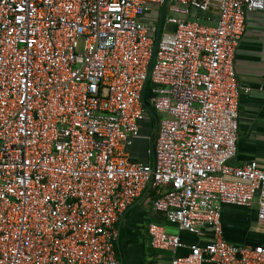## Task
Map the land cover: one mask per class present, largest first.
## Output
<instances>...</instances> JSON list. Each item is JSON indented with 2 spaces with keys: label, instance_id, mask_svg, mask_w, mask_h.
<instances>
[{
  "label": "built area",
  "instance_id": "1",
  "mask_svg": "<svg viewBox=\"0 0 264 264\" xmlns=\"http://www.w3.org/2000/svg\"><path fill=\"white\" fill-rule=\"evenodd\" d=\"M155 6L168 15L152 60ZM210 10L214 25L193 13ZM251 12L264 0H0V264H118L115 225L147 189L181 231L212 232L188 245L150 223L167 264H264V245L228 242L221 219L257 199L264 225V169L231 164ZM144 98L163 115L153 164L129 153Z\"/></svg>",
  "mask_w": 264,
  "mask_h": 264
},
{
  "label": "crops",
  "instance_id": "2",
  "mask_svg": "<svg viewBox=\"0 0 264 264\" xmlns=\"http://www.w3.org/2000/svg\"><path fill=\"white\" fill-rule=\"evenodd\" d=\"M163 9V6H155L145 20L148 23H155L156 17L160 20ZM193 13L197 19L209 25H214L217 19L215 10ZM167 15L165 8L164 17ZM172 29L169 28L170 31ZM235 65L238 79L250 91L242 92L240 96L238 153L231 164L241 167L256 161L264 169V12L247 14L246 28L236 54ZM148 113V118L141 125V138L129 153L134 161L153 164V139L155 141L157 122L149 111ZM156 115L159 121V115L162 114ZM153 200L154 194L147 189L119 217L115 225L118 231L115 241L118 264H167L174 257L172 250L160 251L150 247L148 225L152 222L163 225L169 234L179 235L188 245L202 246L210 241V229L204 230L202 236L181 231L178 226L169 223L164 214L154 209ZM257 213V199L249 208L224 206L221 219L226 240L239 246L264 245V225L259 222ZM188 253V249L177 251L180 255Z\"/></svg>",
  "mask_w": 264,
  "mask_h": 264
},
{
  "label": "water",
  "instance_id": "3",
  "mask_svg": "<svg viewBox=\"0 0 264 264\" xmlns=\"http://www.w3.org/2000/svg\"><path fill=\"white\" fill-rule=\"evenodd\" d=\"M163 7H164V9H165V6H163ZM164 9H163V11H162V13H161V17H160V20H159L158 32H157V35H156L155 48H154V54H153V58H152V60L154 59L155 51H156V49H157V46H158V43H159V40H160V37H161L162 26H163V21H164ZM143 103H144L145 107L147 108V110L152 114V116H153L154 118H156V122H157V125H158V119H157V115H156L155 111L152 110V109L148 106V104H147L145 98L143 99ZM153 144H154V139H153Z\"/></svg>",
  "mask_w": 264,
  "mask_h": 264
},
{
  "label": "trees",
  "instance_id": "4",
  "mask_svg": "<svg viewBox=\"0 0 264 264\" xmlns=\"http://www.w3.org/2000/svg\"><path fill=\"white\" fill-rule=\"evenodd\" d=\"M150 86L151 84L149 83L148 88H147V93H146V99H148V93H149L148 90H150ZM152 193L154 194V199H156L158 196L155 194V192H152Z\"/></svg>",
  "mask_w": 264,
  "mask_h": 264
},
{
  "label": "rangeland",
  "instance_id": "5",
  "mask_svg": "<svg viewBox=\"0 0 264 264\" xmlns=\"http://www.w3.org/2000/svg\"><path fill=\"white\" fill-rule=\"evenodd\" d=\"M159 116H160L161 118L163 117L162 115H159ZM161 118H160V119H161Z\"/></svg>",
  "mask_w": 264,
  "mask_h": 264
}]
</instances>
